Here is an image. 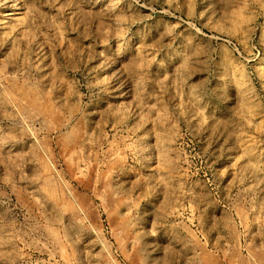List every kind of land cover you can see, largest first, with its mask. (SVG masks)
<instances>
[{"label":"rangeland","instance_id":"rangeland-1","mask_svg":"<svg viewBox=\"0 0 264 264\" xmlns=\"http://www.w3.org/2000/svg\"><path fill=\"white\" fill-rule=\"evenodd\" d=\"M0 264H264V0H0Z\"/></svg>","mask_w":264,"mask_h":264},{"label":"bare ground","instance_id":"bare-ground-1","mask_svg":"<svg viewBox=\"0 0 264 264\" xmlns=\"http://www.w3.org/2000/svg\"><path fill=\"white\" fill-rule=\"evenodd\" d=\"M16 10H18L17 5H15V4L12 5L10 11L6 12V13L4 14V17H6V18H10V17L14 16L15 13H16Z\"/></svg>","mask_w":264,"mask_h":264}]
</instances>
